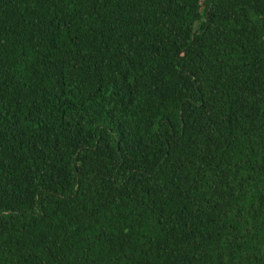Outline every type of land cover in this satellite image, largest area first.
Segmentation results:
<instances>
[{
    "label": "trees",
    "instance_id": "1",
    "mask_svg": "<svg viewBox=\"0 0 264 264\" xmlns=\"http://www.w3.org/2000/svg\"><path fill=\"white\" fill-rule=\"evenodd\" d=\"M0 264H264V0H0Z\"/></svg>",
    "mask_w": 264,
    "mask_h": 264
}]
</instances>
